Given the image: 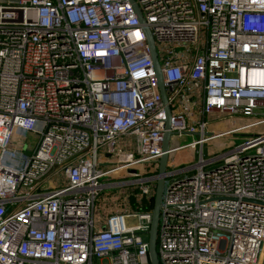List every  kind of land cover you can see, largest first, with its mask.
I'll return each mask as SVG.
<instances>
[{
	"label": "built area",
	"instance_id": "2783aa9c",
	"mask_svg": "<svg viewBox=\"0 0 264 264\" xmlns=\"http://www.w3.org/2000/svg\"><path fill=\"white\" fill-rule=\"evenodd\" d=\"M134 1L143 21L130 0H0V264H151L167 115L144 26L171 139L198 134L169 153L256 127L196 162L168 157L159 263L264 264V0ZM207 113L230 124L212 132ZM125 134L134 155L100 161Z\"/></svg>",
	"mask_w": 264,
	"mask_h": 264
},
{
	"label": "rangeland",
	"instance_id": "374dc122",
	"mask_svg": "<svg viewBox=\"0 0 264 264\" xmlns=\"http://www.w3.org/2000/svg\"><path fill=\"white\" fill-rule=\"evenodd\" d=\"M206 119L209 121L208 122V130H213L212 132H218L224 128L227 127V120L226 118L224 119H218L216 118L215 114H211V113H207L206 115ZM235 123L239 124L242 123L244 121H246V118H236L234 119ZM261 125H259L260 127ZM254 130H256V127H250L248 129H243L241 131L238 132H233L231 134L228 135H216L213 137H210L209 139H207L203 145L200 147V145L198 144L196 147H189V146H185L183 148H180L178 150H175L172 153H169V157L172 155L173 156V160L175 162V164H180L181 166L187 165L189 163H193L196 162L199 159L200 156V149L203 152V156L204 157H209L212 156L213 153L215 151H217L219 149V146L223 144H218V142L222 141L223 139H227V140H233L236 143H239L243 140V138L248 134V133H253L255 132ZM215 134V133H214ZM213 134V135H214ZM198 136V134H187V135H183L182 137H173L171 139L170 144H180L186 141L191 140L193 137ZM28 148V144L27 141L24 143L23 145V149H27ZM134 148H135V141H134V137L131 134H125L122 136H119L116 140V148L114 149V152L112 154L109 153V155H106L104 153H101V151H99V160L100 161H104V160H108L110 162H114L119 154H133L134 155ZM218 164H220V162H213L210 163L208 165H206V168H212L214 166H217ZM140 165V164H139ZM147 165V163L143 164L142 166L140 165V167H145ZM190 172V171H189ZM183 173V172H181ZM179 176V174H177ZM113 177L115 178H122L125 176V174L123 173H113L112 174ZM170 176H166L164 178V183H163V191H162V196L166 191V186L168 185ZM65 183V179L62 175H56L53 176L52 178L46 180V185L47 187H50L52 185L55 184H59V183ZM104 192H106L107 194V189L104 190ZM106 194L101 195V199L97 204V207L95 209V217L96 218H100L102 216V214L104 213V211L106 210V206L103 204V200H104V196ZM162 215L160 214L159 217H161Z\"/></svg>",
	"mask_w": 264,
	"mask_h": 264
},
{
	"label": "water",
	"instance_id": "95a60500",
	"mask_svg": "<svg viewBox=\"0 0 264 264\" xmlns=\"http://www.w3.org/2000/svg\"><path fill=\"white\" fill-rule=\"evenodd\" d=\"M130 1L133 3V6L137 12V16L139 17V20L143 21L144 17L137 3H135L134 0H130ZM143 30L145 32L147 43L150 49V54L155 68V78L160 91L164 109L167 115L165 120V130L162 134L161 154L158 158V168H157V177H156L155 190H154V199H153V206L151 208V221H150V227L148 229V254H149L150 263L160 264L156 250V237H157V229L159 223V208L161 205V195L163 191L164 175L167 171L169 150L172 147L170 144L172 132L169 128L171 109L166 95L163 74L160 68V63L158 60L152 32L147 26H144Z\"/></svg>",
	"mask_w": 264,
	"mask_h": 264
},
{
	"label": "bare ground",
	"instance_id": "6f19581e",
	"mask_svg": "<svg viewBox=\"0 0 264 264\" xmlns=\"http://www.w3.org/2000/svg\"><path fill=\"white\" fill-rule=\"evenodd\" d=\"M230 124V122H227V125H229ZM16 134H17V137H20V134L18 133V132H16ZM231 141V140H230ZM229 140H227V139H223L222 141H220V142H218V144H222V142H223V144L224 143H227V142H230Z\"/></svg>",
	"mask_w": 264,
	"mask_h": 264
}]
</instances>
